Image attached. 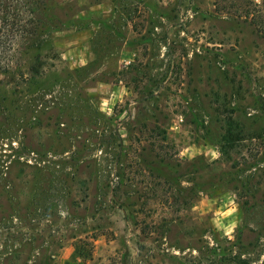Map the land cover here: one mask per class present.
I'll list each match as a JSON object with an SVG mask.
<instances>
[{"label": "rangeland", "instance_id": "374dc122", "mask_svg": "<svg viewBox=\"0 0 264 264\" xmlns=\"http://www.w3.org/2000/svg\"><path fill=\"white\" fill-rule=\"evenodd\" d=\"M21 1L0 264H264V0Z\"/></svg>", "mask_w": 264, "mask_h": 264}, {"label": "trees", "instance_id": "16d2710c", "mask_svg": "<svg viewBox=\"0 0 264 264\" xmlns=\"http://www.w3.org/2000/svg\"><path fill=\"white\" fill-rule=\"evenodd\" d=\"M43 10L44 5L41 2L28 3L25 1L23 3L21 0H11V2L0 0V73L12 69L16 61L21 60L25 50L30 48L31 44L33 45L40 29V21L37 16L42 14ZM246 13L247 17H252V24L256 27L260 37L264 39L263 14ZM26 14H30L31 17H26ZM23 214V212L12 213L5 219L6 221H23ZM7 224L8 222L4 225L8 226ZM16 256L19 257L17 254Z\"/></svg>", "mask_w": 264, "mask_h": 264}]
</instances>
